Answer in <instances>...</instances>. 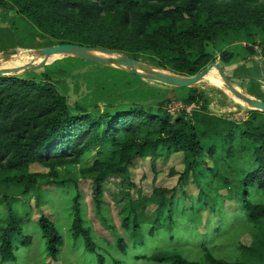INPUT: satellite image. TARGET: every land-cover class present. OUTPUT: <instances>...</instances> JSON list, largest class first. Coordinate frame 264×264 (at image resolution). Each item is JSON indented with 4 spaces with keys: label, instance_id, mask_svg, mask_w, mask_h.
I'll list each match as a JSON object with an SVG mask.
<instances>
[{
    "label": "trees",
    "instance_id": "1",
    "mask_svg": "<svg viewBox=\"0 0 264 264\" xmlns=\"http://www.w3.org/2000/svg\"><path fill=\"white\" fill-rule=\"evenodd\" d=\"M0 9L14 12L13 26L24 46L30 36L53 38L60 44L100 46L130 55H149L159 67L179 74L196 75L215 62L217 55L228 66L245 62L256 47L264 50V0H0ZM240 37L249 44L236 45ZM44 67L48 69L43 80L28 73L0 74V173L5 174L0 178V195L7 197L5 188L13 184L24 188V201L8 204V221L0 205L2 263L17 261L14 235L29 245L28 224L38 229L46 253L59 259L64 244L62 223L46 217L37 222L30 219L31 196H36L38 204L45 203L40 178L57 184L68 197L64 214L73 242L97 252L83 192L75 187L70 194L71 186L63 180L61 170L65 168L69 174L72 167L83 164L81 173L94 178L93 196L100 203L102 185L110 175L124 174L125 185L131 186L129 166L136 158L150 157L156 170L160 157L174 153L185 156L180 179L187 173L194 176L201 188V202L213 193V184L229 189L239 208L217 233H232L231 225L244 219L242 233H249L252 242L243 248L258 253L264 261V126L256 124L264 112L257 110L243 121L217 115L195 86L177 87L189 90L186 104L197 106L191 113L174 115L162 108L155 111L154 107L135 105L117 113L94 115L82 103L72 107L53 83L54 75L68 77L74 66L59 59ZM204 98L205 105L199 106ZM218 139L220 157L216 155ZM206 142L211 145L205 149ZM94 152V162H86ZM247 153L254 157V163L244 179L232 185L221 163H241ZM206 155L214 161L212 168ZM33 164L42 165L48 172H32ZM171 193L169 187H155L150 195L126 198L121 210L122 228L139 245L146 244L147 236L145 243L139 241L147 234L146 226L153 236L158 225L175 224L173 216L179 205L174 197H168ZM152 205L156 208L149 216ZM236 231L239 235L240 229ZM205 244L199 248L202 259L184 256L179 247L158 246L142 259L151 264H242L241 256L224 259ZM127 247L121 238L118 248L126 253ZM98 257L103 263L101 254Z\"/></svg>",
    "mask_w": 264,
    "mask_h": 264
},
{
    "label": "rangeland",
    "instance_id": "2",
    "mask_svg": "<svg viewBox=\"0 0 264 264\" xmlns=\"http://www.w3.org/2000/svg\"><path fill=\"white\" fill-rule=\"evenodd\" d=\"M1 10V9H0ZM14 14V12H10ZM24 47H18L7 54L0 52V68L4 67H23L30 63H39L43 57L39 50L45 47L60 44L59 40L49 37L30 36ZM259 39V38H258ZM242 41V42H239ZM21 44V43H20ZM249 41L245 37H240L236 45H248ZM212 47H210L211 49ZM28 55V63L24 64L23 59ZM123 55L134 58L145 65L149 71L162 70L168 73L174 71L159 67L149 55ZM65 59L69 64L79 70L71 72L64 80H53L54 85L60 93L67 96L68 102L72 107L77 103L85 105L94 115H101L107 112L117 113L120 110H128L130 107L140 105L144 107H154L155 111L162 108L171 111L172 114H184V111L191 113L196 105H187L186 97L188 89L173 87L158 81L142 78L132 73L130 69H122L118 66H106L86 61L73 56H61L56 60ZM53 60V62H55ZM52 62V63H53ZM222 68L225 74L231 79L234 86L241 93L264 101V50L263 47H256L254 55L250 56L245 62L225 65L219 55L215 61ZM45 68H30L19 71L17 75L28 73V76L37 77L43 80ZM158 69V70H157ZM215 76L224 85H215L209 79ZM196 89L206 96L208 105L213 113L226 116L236 121L248 119L253 112L257 111L249 104L236 97L223 80L221 73L213 69L210 74L201 81ZM205 98L201 99L200 105H205ZM198 106V107H199ZM208 107V108H209ZM259 126H264V117L258 118ZM216 155L220 157V140L217 142ZM211 142L205 143V149ZM207 152V151H206ZM206 161L212 168L214 161L206 155ZM94 156L86 162H94ZM208 158V159H207ZM185 156L182 153H174L170 156L160 157L156 162V170L152 159L136 158L129 166L128 178L133 183L126 186L124 181L127 178L124 174L110 175L103 183V194L100 196V203L94 200V178L83 176L81 173L82 165H75L68 174L67 170H61V176L66 183L71 186L68 190L72 194L78 187L83 192V203L86 205V218L93 227L95 237V249L97 252L87 250L83 244H76L68 234V222L64 214L67 207L68 197L53 182H48L40 178L39 184L42 189V197L45 201L43 205L38 204L36 196L30 198L31 221L37 222L46 217L62 223L61 233L64 237V244L61 247L58 260H54L46 253V247L40 241L38 229L28 224L27 235L31 237L29 245L25 244V239L19 235H14V245L17 247V261L0 264H100L98 254L104 258L101 264H151L144 261V254H149L156 247L175 248L179 247V252L184 256L202 259L201 244H208L217 256L236 260L241 256L242 264H264L260 255L249 251L252 242L249 233H242L243 222L231 225L232 233L225 235L228 231L217 233L219 229L227 223V219L239 208L237 200L230 198L229 189L218 188L213 184V193L206 196L204 201L201 199V188L191 173L185 174L180 179V174L184 171ZM254 157L247 153L241 163L232 166L221 163L223 174L232 185H237L244 179V173L250 169L254 163ZM32 172L46 174L48 169L40 164L31 166ZM175 171V172H173ZM5 176L0 173V178ZM155 187H169L173 193L168 195L174 197L178 203L174 212L175 224L164 222L156 227L153 236L149 234V226H146L144 238H139L141 243L128 235L122 228L121 210L128 196L138 199L140 195H150ZM235 187V186H234ZM7 197L0 195V205L4 210V218L9 220L8 204L11 202L24 201V188L21 185H10L5 188ZM216 192V193H214ZM224 201L221 203V198ZM100 208L106 213V217L111 219V223L116 229L107 223L101 213ZM156 206L148 208V215L152 216ZM184 210H186L184 212ZM33 223V222H31ZM36 224V223H35ZM240 234L237 235V229ZM123 238L127 243V252L124 253L118 248L120 239ZM205 244V245H206ZM139 257V258H138ZM192 259V260H193Z\"/></svg>",
    "mask_w": 264,
    "mask_h": 264
},
{
    "label": "water",
    "instance_id": "3",
    "mask_svg": "<svg viewBox=\"0 0 264 264\" xmlns=\"http://www.w3.org/2000/svg\"><path fill=\"white\" fill-rule=\"evenodd\" d=\"M39 53L43 56L42 61L39 63L33 62L23 67L0 68V74L15 73L30 68H43L44 66L51 64L53 60L55 61V58L58 56H73L96 64L106 66L116 65L122 69H130L133 74L142 78L158 81L173 87H195L206 78L213 68H217L220 71L223 80L237 98L243 100L255 110L264 112V101L249 97L238 91L231 79L225 74V72L216 62L211 63L196 75H188L168 73L162 70L149 71L146 69L143 63L134 58L123 55L121 51L111 50L100 46H86L75 43H64L42 48L39 50Z\"/></svg>",
    "mask_w": 264,
    "mask_h": 264
},
{
    "label": "crops",
    "instance_id": "4",
    "mask_svg": "<svg viewBox=\"0 0 264 264\" xmlns=\"http://www.w3.org/2000/svg\"><path fill=\"white\" fill-rule=\"evenodd\" d=\"M14 23V14L5 13L2 9L0 10V52H4L9 55L8 52L16 50L18 47H24V44L21 43L19 32L13 26ZM21 43V44H20ZM45 68V67H43ZM79 70V67H77ZM73 70V72L77 71ZM45 72V71H43ZM65 76L54 75L53 80H64ZM63 94V93H61ZM65 95V94H63ZM220 115L219 113H216Z\"/></svg>",
    "mask_w": 264,
    "mask_h": 264
},
{
    "label": "bare ground",
    "instance_id": "5",
    "mask_svg": "<svg viewBox=\"0 0 264 264\" xmlns=\"http://www.w3.org/2000/svg\"><path fill=\"white\" fill-rule=\"evenodd\" d=\"M58 57H61V56H58ZM58 57H56V58H58ZM28 58H29V56H28V55H25V58L23 59L24 64H27V63H28ZM41 61H42V58H41ZM50 61H52V60H50ZM147 68H148V67H147ZM147 68H146V69H147ZM213 69H217V68H213ZM213 69H212V70H213ZM157 70H158V69H157ZM212 70H211V71H212ZM217 70H218V69H217ZM158 71H160V70H158ZM211 71H210V72H211ZM210 72H209V74H210ZM209 74H208V75H209ZM208 75H207V76H208ZM207 76H206V77H207ZM209 79H210L211 82H212L213 84H215V85H224L223 83H221V82L219 81L220 79L217 80V79L215 78V76H209ZM204 80H205V79H204Z\"/></svg>",
    "mask_w": 264,
    "mask_h": 264
}]
</instances>
